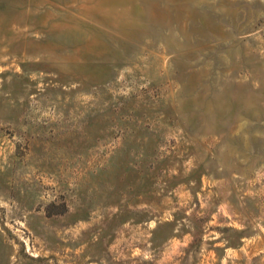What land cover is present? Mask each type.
<instances>
[{
  "label": "rangeland",
  "instance_id": "1",
  "mask_svg": "<svg viewBox=\"0 0 264 264\" xmlns=\"http://www.w3.org/2000/svg\"><path fill=\"white\" fill-rule=\"evenodd\" d=\"M0 264H264V0H0Z\"/></svg>",
  "mask_w": 264,
  "mask_h": 264
}]
</instances>
